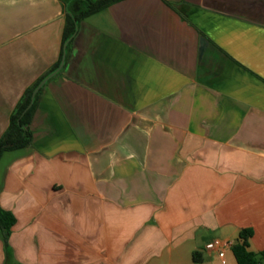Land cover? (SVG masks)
Masks as SVG:
<instances>
[{
  "label": "crops",
  "instance_id": "1",
  "mask_svg": "<svg viewBox=\"0 0 264 264\" xmlns=\"http://www.w3.org/2000/svg\"><path fill=\"white\" fill-rule=\"evenodd\" d=\"M74 2L0 0V137L65 53L0 158V264H237L242 229L264 250V0H117L63 41Z\"/></svg>",
  "mask_w": 264,
  "mask_h": 264
},
{
  "label": "trees",
  "instance_id": "2",
  "mask_svg": "<svg viewBox=\"0 0 264 264\" xmlns=\"http://www.w3.org/2000/svg\"><path fill=\"white\" fill-rule=\"evenodd\" d=\"M115 1L117 0H82V3H78V0H75L73 8L67 10L66 22L63 29V41H68L71 38L80 20ZM56 67L57 65L50 71L54 70ZM37 83L38 81L25 90L10 115L9 125L0 137V158L4 152L24 148L31 142L32 132L29 125L36 108L38 93L35 94L30 106L29 102L31 93ZM13 223V215L0 208V227L2 229L3 241L5 244H7L10 227ZM251 234L252 232L250 229H242L239 232L238 240L231 246L237 264H264V250L253 252L248 249V239ZM193 259L195 261L199 260L195 255Z\"/></svg>",
  "mask_w": 264,
  "mask_h": 264
},
{
  "label": "water",
  "instance_id": "3",
  "mask_svg": "<svg viewBox=\"0 0 264 264\" xmlns=\"http://www.w3.org/2000/svg\"><path fill=\"white\" fill-rule=\"evenodd\" d=\"M64 57H65V53L63 54L62 56V59L60 61V64L58 66L57 69H55L54 71H52L51 73L47 74L45 77H43L39 83L34 87L32 93H31V99H30V102H29V106L32 104L33 102V99H34V96L35 94L38 92V90L52 77L54 76L58 71L59 69L61 68V66L63 65V61H64Z\"/></svg>",
  "mask_w": 264,
  "mask_h": 264
},
{
  "label": "built area",
  "instance_id": "4",
  "mask_svg": "<svg viewBox=\"0 0 264 264\" xmlns=\"http://www.w3.org/2000/svg\"><path fill=\"white\" fill-rule=\"evenodd\" d=\"M228 245H230V243L224 242V241H221V240H214V241H211V242L207 243L205 245V248L206 249H216L218 251V255L220 257H223V255H224L223 249L225 247H227Z\"/></svg>",
  "mask_w": 264,
  "mask_h": 264
}]
</instances>
